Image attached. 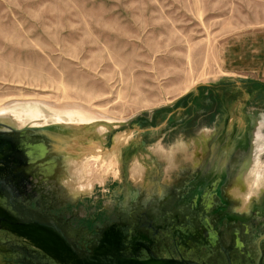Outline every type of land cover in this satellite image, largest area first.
Masks as SVG:
<instances>
[{"label":"rangeland","instance_id":"rangeland-1","mask_svg":"<svg viewBox=\"0 0 264 264\" xmlns=\"http://www.w3.org/2000/svg\"><path fill=\"white\" fill-rule=\"evenodd\" d=\"M244 32H264V0H0V131L83 128L69 124L79 121L77 109L98 115L93 148L103 149L65 165V178L29 177L20 197L59 218L84 248L94 227L110 224L99 208L122 169L137 159V178H149L131 196L156 200L188 162L178 161L183 154L205 151L206 140L233 127L249 131L240 140L244 167L225 190L230 209L240 210L264 191V50L223 55ZM179 100L187 108L168 117ZM220 104L230 112L224 122L209 115ZM166 118L155 131H138ZM118 153L131 160L120 163Z\"/></svg>","mask_w":264,"mask_h":264},{"label":"flooded vegetation","instance_id":"flooded-vegetation-1","mask_svg":"<svg viewBox=\"0 0 264 264\" xmlns=\"http://www.w3.org/2000/svg\"><path fill=\"white\" fill-rule=\"evenodd\" d=\"M215 106L209 112L215 120L216 114H219L218 118L223 122L225 117H230L226 107L221 104L219 107ZM215 120L212 119L210 124H215ZM222 129L225 131L228 128ZM241 134L242 139L240 138L239 141L248 140L249 131H242ZM205 143L208 149L210 144L207 141ZM215 143L211 144L215 146L212 155L207 152L183 154L182 161L186 162L185 158H188V162L182 165L183 179L179 184L165 189L156 200L148 201L140 198L136 203L122 197L115 202L116 199L111 196L109 200L103 202L99 208L103 210V216H100L102 213H98V216L103 223L109 222L110 226L94 227L93 232L88 233L87 236L90 241L86 244V248L82 247L81 252L90 251L88 246L94 247L99 239L111 236L109 234L112 232L116 236L124 234L126 239L129 237L132 248L124 249L122 252L129 254L133 251L138 259H146L153 255L158 258L178 260L182 258L201 264H264V205H259L262 200L250 201L247 212H235L230 209L229 206L233 203L224 194L225 188L230 184L225 186V178L227 176L232 178L238 172L227 167L228 162H231V165L236 164L237 158L229 155L226 148L218 147L220 143L224 145L221 140L218 139ZM129 156L130 154L125 153L116 154L120 163L131 160L128 159ZM231 165L230 167H233ZM124 171L122 169L112 181L111 185L114 188L119 180L120 183L123 180L122 177L126 172ZM38 178L41 182L44 181ZM109 188L111 187H108L107 193L109 192L110 195L115 189ZM138 190L137 186V192ZM90 191L89 187L83 193L89 194ZM5 206L14 214L22 216L21 221L31 219L38 223L53 222L61 228L65 227L66 236L73 243L78 244L77 234L69 233L64 222L42 209L26 204L20 196L17 197V201H12L11 204L5 203ZM92 219H96L95 216ZM11 220L19 226L16 224L17 220ZM113 221L115 223L121 221L120 227H115ZM81 233L82 230L78 232L80 237ZM11 244H13L11 241L0 239V264H24L27 255ZM110 245L112 247V244ZM111 247L109 251L114 253L115 249ZM107 249L104 250L106 253Z\"/></svg>","mask_w":264,"mask_h":264},{"label":"water","instance_id":"water-1","mask_svg":"<svg viewBox=\"0 0 264 264\" xmlns=\"http://www.w3.org/2000/svg\"><path fill=\"white\" fill-rule=\"evenodd\" d=\"M59 123L37 126L31 124L0 131V239L11 241L12 247L27 255L24 264H201L182 258H158L153 255L138 259L133 251L129 254L122 252L132 248L129 237L126 239L124 234L116 236L112 232L109 234L111 236L99 239L94 247L88 246L90 251L81 252L82 246H77L66 236L65 227L61 228L53 222L38 223L31 219L21 221L22 216L9 210L5 203L17 201L24 180L29 177L50 180L62 172L65 165L87 155L102 154L103 149L93 148L98 131L94 122L88 129L62 126ZM240 138L242 139V134L237 128H228L225 131L222 129L210 138L211 141L206 140L210 144L209 148L201 152L214 154L215 146L211 144L219 139L224 145L220 143L218 147L226 148L229 155L237 158L236 164H227L229 170L236 169L238 172L232 178H225V186L230 184V180L231 183L236 182L235 176L244 167L243 162L248 155L247 147L245 148L241 141L238 142ZM253 199L264 201V191ZM11 219L17 220L16 224L19 226ZM105 247L108 248L107 253L104 251ZM110 247L115 249L114 253L109 251Z\"/></svg>","mask_w":264,"mask_h":264},{"label":"crops","instance_id":"crops-1","mask_svg":"<svg viewBox=\"0 0 264 264\" xmlns=\"http://www.w3.org/2000/svg\"><path fill=\"white\" fill-rule=\"evenodd\" d=\"M256 43H257V45H256ZM260 44L264 50V32L262 34H259L258 32H244L242 34H239V35L231 38L230 40H228L223 45V55L225 53H227L228 56L230 55V58H231V57H233L234 50L236 49L237 50L236 56L242 57V55H245V53H247V51H249L250 53L257 52L259 49H256V46H257V48H261ZM226 59H228V58L223 57V62ZM179 101H181V102H180V104H178V106H176V107L175 106L172 107V105L170 106V110L167 113L168 117H170L172 115L177 116L178 114L182 113V110L187 108V106L184 105V103L182 102L183 100H179ZM154 118L150 117V119H154ZM166 122H169V120H167V118H166V121H165V119H164V121L158 120V122L156 124L154 123L155 125L149 126L145 129H139L138 131H143V130H151V131L154 130L155 131L160 126L165 124ZM176 123H178V120H175L172 123L171 128L175 127L177 125ZM159 130H160V132L158 133V135H160V136L157 137V140H160V142H161L162 140L165 139L166 127L160 128ZM133 131L136 133V139H137V128H134ZM181 159L178 160L180 163L183 162ZM135 161H136V163L134 165V168L129 170L127 173L125 172L124 176L122 177L123 180H121V183L119 180V183L115 184V188H114L115 190H113L110 193V196H112L113 198L116 199L115 202L119 201L123 197V198H125V200H131L132 202L136 201V203H137V199L132 198V196H134V194L137 195V183L138 184L147 183L145 181V179H147L149 177L146 173L140 174V178H137V159H135ZM179 170L181 171V172L179 171L180 175H178V177L176 176L174 179H172L173 180L171 182V183H173L172 185L179 184V182H181V180L183 179V174H182L183 167L179 168ZM166 177L170 178V177H172V174H167L166 176L164 175L163 177H161L162 178L161 182H165ZM114 178H113V180H114ZM122 178H120V179H122ZM155 180H156L155 183H158L157 178ZM164 191L165 190L160 192L158 195H161ZM247 210H248V204H246L245 206H242L240 208V210H233V211H235V212H239V211L240 212H247Z\"/></svg>","mask_w":264,"mask_h":264},{"label":"bare ground","instance_id":"bare-ground-1","mask_svg":"<svg viewBox=\"0 0 264 264\" xmlns=\"http://www.w3.org/2000/svg\"><path fill=\"white\" fill-rule=\"evenodd\" d=\"M85 109L89 110V107L88 108L85 107ZM75 111L77 112V116L79 117V121H72V122L69 121V124H74V125L82 126L83 128H85L87 125H89L90 123H93L98 118V115H95V114H92V113H88V112H85V111H82V110H77V109ZM91 111H93V110L91 109ZM95 113H97V112H95ZM66 174L64 173V171H62V172L59 173V177L65 178Z\"/></svg>","mask_w":264,"mask_h":264}]
</instances>
